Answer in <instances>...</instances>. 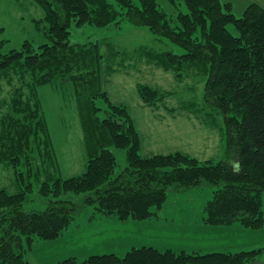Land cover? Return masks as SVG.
<instances>
[{
  "label": "trees",
  "instance_id": "16d2710c",
  "mask_svg": "<svg viewBox=\"0 0 264 264\" xmlns=\"http://www.w3.org/2000/svg\"><path fill=\"white\" fill-rule=\"evenodd\" d=\"M32 1L44 11L51 42L37 48L25 42L8 53L0 50V76L21 67L30 77L26 85L32 93L26 100L24 94L13 97L0 119V128L13 133L10 165L20 187L15 194L0 189V264H30L26 252L36 242L64 238L88 206L94 211L90 223L97 217L113 223L145 222L161 216L174 197L198 195L207 198L206 225L239 223L249 230L264 229L263 6L254 3L237 18L231 3L221 0H167L175 6L186 3L189 12L176 16L160 10L156 0H115L116 5L109 0ZM73 22L115 28L125 22L181 46L186 53L172 55L173 66H180L181 74L188 64L208 74L205 101L224 117L229 161H198L181 152L141 155V134L131 114L100 89L96 56H88V44L71 43ZM46 85L75 88L89 156L82 175L63 178L60 170L53 174L34 163L60 160L40 97ZM138 89L145 102L154 104L156 90L144 85ZM2 135L0 131V141ZM3 136L8 137L5 132ZM111 148L127 151V167L120 172ZM35 188L47 199V208L27 211L28 194ZM263 252L257 248L203 254L142 246L124 255L70 257L58 264H250Z\"/></svg>",
  "mask_w": 264,
  "mask_h": 264
},
{
  "label": "rangeland",
  "instance_id": "374dc122",
  "mask_svg": "<svg viewBox=\"0 0 264 264\" xmlns=\"http://www.w3.org/2000/svg\"><path fill=\"white\" fill-rule=\"evenodd\" d=\"M156 1L159 9L171 16L189 12L184 1L178 6L167 0ZM109 2L116 5L115 0ZM221 2L231 3L237 18L244 16L247 8L254 3L264 7V0ZM43 19L44 11L32 0H0V45L3 44L0 50L8 53L21 49L25 42H31L35 48L50 43L49 25ZM231 30L236 34L233 28ZM70 31L71 43L88 44V56H96L102 82L100 89L107 92L112 103L125 106L131 114L141 134V155L150 157L181 152L198 161H229L224 117L218 108L205 101L208 74L205 70L194 69L191 64L181 74L178 69L180 66H173L174 59L171 56L178 58L186 53L181 46L154 34L147 27L132 26L125 22L121 24V28L77 26L73 22ZM80 55L83 58L87 56L84 52ZM26 83H30V77L21 67L0 76V119L13 102V97L24 94L26 100L32 94ZM139 85L149 86L158 92L154 104L145 102V97L139 92ZM40 97L60 160L58 164L51 161L45 163L40 159L34 160V163L53 174H59L60 170L63 178L82 175L86 171L89 156L85 147L83 120L77 109L75 88L71 85H46L40 88ZM0 131L8 136L6 138L2 135L3 141H0V189L15 194L20 187L10 165L11 154L15 153L11 146L13 133L1 128ZM1 144L4 145L3 148ZM111 150L117 158L118 172L124 170L127 167V151L116 148ZM39 180L44 178L39 177ZM28 195L29 199L25 204L27 211H42L47 208V199L37 188ZM202 197L205 200L206 197ZM168 205H174V202ZM93 212V207L88 206L78 217L72 231L64 238L52 242H36L25 254L28 262L58 264L70 257L83 260L91 255L115 251L124 255V250L133 242L129 241V237L133 235H127L128 232L145 228L147 232L154 233L155 227H161V222H156L150 228L133 225L130 221L121 222V227H116L113 220L101 217L90 223L89 218ZM152 233H147V237L154 235ZM137 234L140 235L138 232ZM147 237L143 240H147ZM260 237V242L263 241L260 248L264 249L263 232ZM151 239L157 238L150 237L148 240ZM133 247L134 245L126 250Z\"/></svg>",
  "mask_w": 264,
  "mask_h": 264
},
{
  "label": "crops",
  "instance_id": "0c3cea01",
  "mask_svg": "<svg viewBox=\"0 0 264 264\" xmlns=\"http://www.w3.org/2000/svg\"><path fill=\"white\" fill-rule=\"evenodd\" d=\"M185 197H174L176 199L174 205L164 207L161 210V216L157 218L145 222H132L133 225L149 227L156 222H161V227H155L154 233L147 232L144 227L137 231L140 235L136 231L128 232L127 235H133L129 237V241L133 242L128 247L133 245L134 247L152 246L161 251L173 249L203 254L237 253L261 247L263 241L260 242V236L261 232L264 233V229L249 230L239 223L233 226H208L203 222L204 201L207 198L204 200V197L198 195ZM113 224L116 227H121L118 222ZM147 233L154 234L150 237L157 239L148 240L150 237H147ZM139 236L142 237L139 238ZM144 237H147V240H143ZM145 240L146 242H142ZM126 249L124 251L129 250ZM250 264H264V252Z\"/></svg>",
  "mask_w": 264,
  "mask_h": 264
}]
</instances>
